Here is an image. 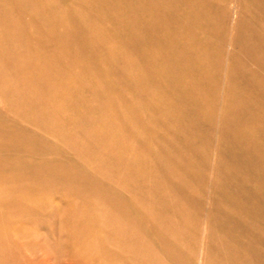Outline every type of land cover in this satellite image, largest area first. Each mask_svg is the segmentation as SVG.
<instances>
[{
	"label": "bare ground",
	"instance_id": "6f19581e",
	"mask_svg": "<svg viewBox=\"0 0 264 264\" xmlns=\"http://www.w3.org/2000/svg\"><path fill=\"white\" fill-rule=\"evenodd\" d=\"M250 2L248 11L254 26L244 27L236 40L226 36L224 29L217 33L210 29V45L195 41L199 30L195 31L190 20H184L186 11L201 7L195 0H140L130 25V46L137 52L136 33L148 32L155 24L147 20L150 7L161 11L157 23L174 20L179 24L170 37L159 30V37L166 40L154 47L169 55V64L142 60L136 66L159 83L172 84L173 88L166 89L165 101L170 108L178 103L175 115L180 118L193 117L198 111L205 114L201 104L186 97L184 86L205 81L218 84L211 93L202 91L210 98V132L198 133L192 125L187 127L182 143L198 153V142L212 148L220 139L223 146L230 148L233 162L219 157L213 164L210 154L204 153L202 171L193 173L197 164L192 162V156L184 154L182 143L173 141L181 136L176 122L158 117L159 97L138 89L135 92L142 96L147 112L139 118L135 110L138 106L133 105L132 120L136 125L130 124L131 134L123 138L125 144L121 148H114L118 136L109 134L116 127L115 121H110L107 128H94L93 132L100 139L102 150L112 148L122 158L129 154L136 164L153 168L140 173L121 163L118 169L128 170L135 185H130L127 178L122 189H117L114 184L119 180L109 174L113 168L101 158L89 161L88 168L66 165L59 171L69 174L84 168L91 174L104 172L107 176L93 175L88 186H81L57 169L48 171L40 176L43 183H55V193L50 195L39 193L36 183L16 184L12 177H4L0 190L10 193L0 196V264H264V110L258 107L264 102V0ZM232 14L235 17L237 11L229 13L224 8L220 17L225 20ZM39 17L50 25L39 24L32 38L52 42L59 32L52 24L55 15ZM209 19L202 14L191 18L194 23H207ZM184 32L193 40L190 48L180 47V33ZM196 62L214 67H201L195 74ZM68 100L52 102L47 113L78 123L62 115ZM232 100L238 103L235 110L225 105V101ZM78 114L80 121H87L86 111ZM1 127L5 130L9 125L3 123ZM158 137L171 146L153 147L151 143ZM129 146L141 147L148 157L133 156ZM177 155L185 159L182 164L177 162ZM166 160L169 165L161 168ZM71 186L76 187L74 193ZM23 189L29 191L22 193ZM149 192L154 199L146 195ZM8 206H13L12 211L5 210ZM6 215L14 220L4 218ZM34 219L40 220L39 230L44 229L46 234L35 231L38 227Z\"/></svg>",
	"mask_w": 264,
	"mask_h": 264
},
{
	"label": "rangeland",
	"instance_id": "374dc122",
	"mask_svg": "<svg viewBox=\"0 0 264 264\" xmlns=\"http://www.w3.org/2000/svg\"><path fill=\"white\" fill-rule=\"evenodd\" d=\"M139 1L0 0V186L4 184V177H12L16 184H24L27 181L36 183L40 186L38 192L43 195L54 194L55 183L46 184L41 180L45 172L56 169L58 172L60 167L73 164L88 168L87 163L96 158H101L113 168L109 174L112 179L115 177L119 180L114 184L117 189H122L124 181L129 179L128 170L118 169L121 163L136 168L140 173L152 169V166L136 164L129 159V154L122 158L115 154L112 148L102 150L100 139H97L93 132L94 128H107L110 121H115L116 127L111 128L109 134L118 136L119 140L114 148H121L125 144L123 138L126 139L131 134L130 124L136 125L132 120L133 105L138 106L135 110L139 113V118L144 117L143 114L147 112L142 104V96L135 92L138 89L159 97L161 113L158 112V117L176 122L178 134L181 135L173 140L175 143H182L183 138L187 136V127L192 125L197 127L198 133L210 132V98L208 95H202V91L211 93L218 88V84L205 81L184 86L186 97L201 104L205 114L198 111L193 117L180 118L175 115L178 103L170 108L165 101L168 95L166 89L173 88L172 84L159 83L145 69L136 66L142 60H151L160 65L169 64V55L157 52L154 47L162 45L166 40L159 37V30L166 37H170L177 32L179 26L174 20L167 24L157 23L161 11L157 7H150L147 20L155 24L148 32L136 33L135 41L139 45L135 52L129 41L132 33L130 25ZM250 1L195 0V4L201 7L186 11L184 20H190L195 31L199 30L195 41L202 40L210 45V29L216 33L224 29L226 36L236 40L244 27L254 26L253 17L251 18L248 11ZM224 8L229 13L237 11V14L235 17L232 14L231 18L221 19L220 14ZM51 13L55 15L52 24L57 26L59 31L54 34L53 41L33 39L39 24L50 25L40 18L39 14ZM198 14L209 17V21L192 22L191 18ZM186 34L180 33V47L190 48L193 46V40ZM231 45L232 48H237L234 41ZM207 55L212 56L209 53ZM240 55L241 59H244V55ZM202 65L195 63V74L201 67L205 70H212L214 67L210 64ZM100 89L102 93H99ZM63 99L69 100L62 115L74 118L78 123L52 117L47 113L52 102H62ZM180 99L178 97L179 102ZM251 102L254 104L256 100L252 99ZM225 105L231 110L238 107L236 100L225 101ZM258 107L264 110V102ZM79 111L88 113L87 121L78 119ZM3 123L9 125V128L3 130ZM151 144L156 148L171 146L163 137L155 138ZM215 144L216 146L211 148L204 142H198V153L194 148L181 144L184 154L192 156V162L197 164L192 168L193 173L202 171L200 163L204 153L210 154L213 164L219 157L226 162H233L230 148L223 146L220 139H217ZM129 147L133 156L148 157L141 147ZM176 159L181 164L185 160L182 155H177ZM168 165L169 161L161 168L166 169ZM84 168L69 174L65 171L59 172L63 173L66 179L81 186H88L93 175L98 177L104 173L91 174ZM163 173L171 177L170 173ZM129 184L135 185V182L129 179ZM75 190L76 187L71 186V192L74 193ZM28 191L23 189L22 193ZM8 193L9 190H0V196H6ZM146 195L150 199L155 198L152 192ZM8 208L11 210L13 206H8L5 210ZM3 217L14 220L13 216ZM34 220L38 227L35 231L46 234L44 229L39 230L42 226L40 220ZM51 243L54 244L52 241Z\"/></svg>",
	"mask_w": 264,
	"mask_h": 264
}]
</instances>
